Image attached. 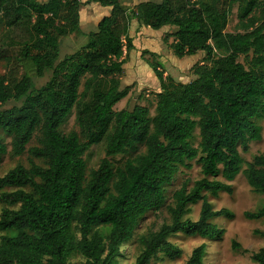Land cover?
<instances>
[{"label": "trees", "instance_id": "obj_1", "mask_svg": "<svg viewBox=\"0 0 264 264\" xmlns=\"http://www.w3.org/2000/svg\"><path fill=\"white\" fill-rule=\"evenodd\" d=\"M91 3L110 8L109 15L77 51L61 56L62 40L80 33L79 11ZM233 4L237 24L226 32ZM133 20L151 30L171 28L163 42L172 39L168 46L178 59L204 53L192 66L193 78L182 83L163 76L156 54L141 52L152 59L144 61L159 82L152 118L144 105L113 110L130 93L121 77L134 49ZM0 22L6 29L0 130L10 139L11 157L28 155L27 168L17 164L0 177V264H68L72 253L83 264H118L139 220L164 205V186L193 160L201 178L172 193L168 223L137 236L133 264H150L159 254L180 257L172 235L221 234L212 220L233 214L214 210L205 195L232 193L218 176L231 182L242 172L252 191L264 194V152L246 163L239 153L261 138L254 119L264 117V0H148L135 11L124 0H0ZM46 75L37 87L34 78ZM72 111L79 132L63 134ZM195 129L196 147L190 143ZM33 138L36 145L27 148ZM99 143L105 156L86 172L83 156ZM139 146L142 153L119 164L109 159ZM6 153L0 140V161ZM198 202L197 219H185ZM243 216L264 219V202ZM232 249L246 252L234 242ZM204 251V244L195 247L185 264H203ZM250 258L264 264V248Z\"/></svg>", "mask_w": 264, "mask_h": 264}, {"label": "rangeland", "instance_id": "obj_2", "mask_svg": "<svg viewBox=\"0 0 264 264\" xmlns=\"http://www.w3.org/2000/svg\"><path fill=\"white\" fill-rule=\"evenodd\" d=\"M45 1V0H40ZM142 1L148 0H124V4L127 7L135 11L138 4ZM236 4H233L230 9V14L228 16V23L226 26V32H234L235 26L237 24L236 17ZM255 15H258L256 11ZM149 32H153L154 35L148 37L147 39L152 40L148 41L153 47L158 49L154 41L158 42L163 38L168 32L171 31L169 27H163L159 30H151L147 28ZM4 25L0 22V36L5 31ZM96 30V25L82 22L81 30L79 34L70 35L62 40L60 55L64 56L66 54H71L77 51L82 45L86 42V34L89 32H94ZM172 39L162 44H165V48L160 47L159 52L160 58L156 56L154 59L159 61L163 67V76H170L176 82L186 83L193 78L192 66L196 63H200L203 60L204 53L199 52L194 56L184 57L181 61L176 57L169 55L171 51L169 50L168 42H171ZM135 50L130 56L129 62L137 61L135 56ZM145 58L142 59L140 53V59L152 60L149 55H145ZM238 62L247 66L246 61L243 57L238 58ZM6 66L3 62H0V76L4 74ZM33 74V73H32ZM31 74V75H32ZM130 74V73H129ZM150 74V75H149ZM48 79L46 75L42 79L34 78L35 84L37 87L43 85ZM157 80L154 76L153 71L148 68V71H142L140 73V81L143 82L140 89H136V82L130 79V96L127 99H124L117 103L113 110L119 111L121 109H131L133 105H144L149 109V116L152 118L154 116L155 108V95L156 89L153 87L151 80ZM124 80L122 79V86H124ZM139 83V81H137ZM254 122L261 129V138L258 141L250 142L248 144V150L243 152L239 148V153L244 162H250L254 156L264 152V117H259L254 119ZM79 132V129L75 123L74 111L67 118L65 123L60 127V132L63 134L68 133L69 131ZM0 140L7 146V153L1 157L0 161V177L3 176L7 171L12 169L17 164H21L24 167H28V155L25 152L19 157H11L9 155L10 150V139L0 130ZM199 141L198 129H195L193 136L190 140L192 146L196 147ZM36 140L33 138L27 148L35 146ZM144 148L139 146L136 152H127L126 154L117 155L109 158L113 164H119L122 161L134 157L136 154L142 153ZM104 143H99L92 145L84 154L83 160L86 167V172L90 169H95L99 164L100 160L104 158ZM37 164L40 162L35 161ZM245 163L241 167V171L245 169ZM190 165V168L179 167L178 173L175 175L174 179L169 185L164 186V196L165 203L164 205L155 211H148L138 222V225L135 227L132 238L121 247L122 257L118 259V264H133L137 254L138 247L136 244V238L143 232L156 231L161 224L169 222V216L166 212V206L171 203V195L177 190L181 184L184 182L187 184V187L190 188L194 181L201 178L199 166L196 163V160L186 162ZM216 180L221 181L225 184H228L232 187V193L227 194L220 192L217 196H212L210 194H205L207 196L208 202L211 204L214 210H220L222 208L228 209L233 217L228 219L225 217L214 218L212 223L215 224L220 230L221 234L218 237L213 239H204L198 236H185L182 234L172 235L169 238V241L178 247L181 250L180 257L169 260L165 258L162 254H159L155 259H153L150 264H185L187 258L189 257L191 251L201 245H205V251L203 256V264H255L250 256L252 253L258 251L261 248H264V219L259 220H247L244 218L243 214L246 211L254 212L258 210L264 202V194H257L252 191L248 186L244 175L239 173L235 179L231 182H227L218 176ZM3 191H10L9 189H4ZM3 208V205L0 203V212ZM200 209V202L194 205L189 206V213L184 216L185 219L195 221L198 217ZM104 232L106 229H102ZM0 235H3L2 233ZM236 243L241 250H246V252H238L232 249V243ZM84 260L77 254L72 253L68 259V264H83Z\"/></svg>", "mask_w": 264, "mask_h": 264}, {"label": "crops", "instance_id": "obj_3", "mask_svg": "<svg viewBox=\"0 0 264 264\" xmlns=\"http://www.w3.org/2000/svg\"><path fill=\"white\" fill-rule=\"evenodd\" d=\"M81 1L85 2L86 0H81ZM109 12H110V8L101 7L100 5H98L96 3H91V4H88V5L81 7V9L79 11V28H80V30H81L83 19H84V23L97 25V23L103 17H106L109 15ZM147 30H148L147 27L139 24L137 21H135V20L131 21V24L129 27V36H130V38H132V45L134 48L133 51L134 50L136 51L134 57L137 58V61L133 62V64H132V62L131 63L129 62L130 56L133 52V51H131L128 55V58L125 61L124 66H123V76L121 77V82H122V79L125 78L124 86H130L132 82H130V84H129V81H130V79L133 80V78H134V81L137 84L136 89H140V87H142L143 82L140 81V73L142 71L147 72L148 68H150L145 61L140 59V53L142 51H148L150 53H154L160 58V55H159V52L161 50L160 47L163 46V48H165V44H162L163 42L161 40H159L158 42L154 41L155 45L157 47H159L158 49L153 47L148 42V41L152 42V40L147 39V38L154 35V34H153V32H149ZM168 44H170V42H168ZM169 55L174 57L172 52L169 53ZM181 59L178 61H181ZM137 81H139V83ZM151 82H152L153 87L156 89L155 92H158L159 91V82L157 80H153V79L151 80ZM130 94L131 93H129V95L125 99H127L130 96Z\"/></svg>", "mask_w": 264, "mask_h": 264}]
</instances>
